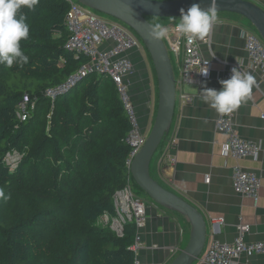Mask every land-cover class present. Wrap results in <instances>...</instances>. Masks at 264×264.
Listing matches in <instances>:
<instances>
[{"label": "trees", "instance_id": "trees-1", "mask_svg": "<svg viewBox=\"0 0 264 264\" xmlns=\"http://www.w3.org/2000/svg\"><path fill=\"white\" fill-rule=\"evenodd\" d=\"M67 13L65 0L22 8L29 36L20 44L28 62L0 64V190L7 197L0 198V264H133L135 226L117 236L97 222L115 216L113 197L127 185L152 202L126 165L131 127L112 82L92 74L54 99L46 94L86 63L64 48ZM24 97L35 106L21 122ZM155 111L156 105L152 120ZM14 151L22 158L11 170L4 159Z\"/></svg>", "mask_w": 264, "mask_h": 264}, {"label": "crops", "instance_id": "crops-1", "mask_svg": "<svg viewBox=\"0 0 264 264\" xmlns=\"http://www.w3.org/2000/svg\"><path fill=\"white\" fill-rule=\"evenodd\" d=\"M245 1L264 10V0ZM176 23L172 21L166 26L169 28ZM243 26L238 16L218 13V23L203 41L197 42L201 55L211 63V77L199 86H185L186 94L193 96L191 103L180 104L177 92L171 129L149 167L150 176L156 182L202 214L207 225L206 243L214 238L220 243L230 244L236 237L239 225L249 227L245 236L247 243H264V121L260 118L264 115V76L251 73L255 84L259 85L252 88L250 96L242 101L233 117L238 136L260 147L256 161H236L221 154L225 136L215 129L220 113L202 100L204 88L221 90V71L227 66H247ZM110 47V42L101 46L103 50ZM144 54L129 52L126 56L133 65L128 82L139 128L147 135L154 121L157 88L153 68ZM170 56L175 78L178 79L181 58L171 53ZM149 106L153 109L149 110ZM172 139L173 143L169 145ZM170 158L172 162L168 161ZM235 165L259 177L260 190L256 205L234 192L231 169ZM207 177L209 182L205 183ZM145 206L146 221L139 230L142 249L138 252V261L141 264H169L187 245L190 225L181 215L152 202L145 201ZM216 223L218 225H214ZM213 226L217 227L213 229ZM234 264H264V254L248 258L242 256Z\"/></svg>", "mask_w": 264, "mask_h": 264}, {"label": "built area", "instance_id": "built-area-1", "mask_svg": "<svg viewBox=\"0 0 264 264\" xmlns=\"http://www.w3.org/2000/svg\"><path fill=\"white\" fill-rule=\"evenodd\" d=\"M65 1L68 5L65 22L68 38L64 48L70 52L82 55L86 59V63L80 67L77 73L68 78L65 84L47 91L46 94L49 98L54 99L92 74L106 76L115 86L118 98L131 127V131L125 140L131 148L126 161L129 169L132 159L144 144L146 136L139 128L138 117L130 93L128 79L132 75L133 65L126 54L129 52L141 53L142 44L129 28L118 21L101 19L94 11L80 5L75 0ZM169 28L171 29L169 35L163 38L165 44L167 43L166 47L172 55L181 58L179 78L175 79L176 94L178 92L180 104H188L193 101V96L186 94L184 91L185 86H199L202 82L209 80L211 77V63L201 55L198 43L189 44L186 37L176 31L175 25ZM255 33L245 26L243 27V47L248 64L246 67L238 65L227 66L221 71L220 81L229 79L232 74L231 70L234 67L238 68L242 73L251 74L255 72L264 76V43ZM106 42H110L111 47L103 50L101 46ZM206 71L207 75L202 74ZM258 85L255 84L254 86L258 87ZM34 106L33 103L28 105V99L24 97L19 104L17 112V117L21 122H25L28 119V111L34 109ZM237 109L229 114H219L215 122L216 131L225 136V140L221 145V154L236 161L245 159L256 161L259 158L260 147L254 142L241 139L234 129L233 117ZM260 118L264 121V115H261ZM172 143L173 139L169 145H172ZM21 158L22 155L14 151L6 154L4 161L13 170L18 166ZM168 161L172 162L173 160L170 158ZM208 182L209 178L207 177L205 183ZM231 185L235 193L250 199L254 205L257 204L260 180L255 173L235 165L231 169ZM113 206L115 216L103 215L100 218V222L117 236H122L125 225L133 224L135 226L136 235L130 250L135 256L133 264H141L137 257L138 252L142 249L139 230L144 227L146 221L145 202L136 197L130 186L127 185L115 193ZM217 223L214 225H218ZM248 231L249 227L247 225H239L236 237L230 244L220 243L211 238L205 244L198 263L234 264L242 256L248 258L263 255L264 243H247L245 241Z\"/></svg>", "mask_w": 264, "mask_h": 264}, {"label": "water", "instance_id": "water-1", "mask_svg": "<svg viewBox=\"0 0 264 264\" xmlns=\"http://www.w3.org/2000/svg\"><path fill=\"white\" fill-rule=\"evenodd\" d=\"M90 10L112 18L129 28L140 40L155 74L157 103L152 127L145 142L132 159L129 171L135 185L155 205L184 217L190 225L187 245L169 264H194L206 244V222L202 214L150 176V163L162 139L171 129L176 103V80L164 39L150 35L147 17L175 19L180 10L193 5L209 6L210 0H75ZM158 9L159 11H155ZM217 13H229L244 19L264 43V10L245 0H217ZM217 226H213L215 229Z\"/></svg>", "mask_w": 264, "mask_h": 264}, {"label": "clouds", "instance_id": "clouds-1", "mask_svg": "<svg viewBox=\"0 0 264 264\" xmlns=\"http://www.w3.org/2000/svg\"><path fill=\"white\" fill-rule=\"evenodd\" d=\"M38 3L39 0H0V64L11 67L14 63L23 66L28 62L20 42L27 40L29 26L25 16L18 13L25 7L32 10ZM155 11L159 10L155 9ZM217 23V0H210L207 8L193 4L186 12L181 9L175 28L186 37L189 44H195L203 41ZM168 32L169 28L164 24L155 23L150 26V35L154 39H163ZM231 72L229 79L220 81L221 90L211 88L202 90L203 102L220 114H229L236 110L242 101L250 96L256 83L251 74L242 73L236 67L232 68ZM202 74L207 75V71ZM0 198L7 199L2 190H0Z\"/></svg>", "mask_w": 264, "mask_h": 264}, {"label": "rangeland", "instance_id": "rangeland-1", "mask_svg": "<svg viewBox=\"0 0 264 264\" xmlns=\"http://www.w3.org/2000/svg\"><path fill=\"white\" fill-rule=\"evenodd\" d=\"M101 19H104V20H111V21H113L112 20V18H109V17H107V16H103V15H101V14H98V13H96ZM218 14V13H217ZM180 18V17H179ZM179 18H175L174 20H173V22H178V20H179ZM241 20V22H242V24L247 28V29H250V30H252L250 27H249V25H248V23H246L245 22V20H243V19H240ZM169 23H171V22H169ZM254 33H255V31L254 30H252ZM256 34V33H255ZM142 54H144L145 55V57L147 56L146 54V51L145 50H143V46H142V52H141ZM86 84V82L84 81V82H82L81 83V85H85ZM153 109V107H150L149 106V110H152ZM138 123H139V121H138ZM143 133V132H142ZM144 134V133H143ZM154 157V156H153ZM153 160H154V158H152ZM152 160V161H153ZM140 196H144V195H142V194H140ZM148 201V200H147ZM153 203V202H152ZM97 225L98 226H100V227H102L103 228V226H102V223L100 222V221H98L97 222ZM194 264H198V261H195L194 262Z\"/></svg>", "mask_w": 264, "mask_h": 264}]
</instances>
